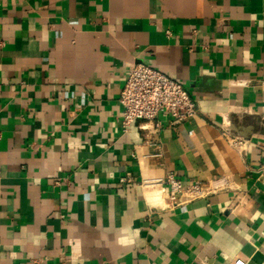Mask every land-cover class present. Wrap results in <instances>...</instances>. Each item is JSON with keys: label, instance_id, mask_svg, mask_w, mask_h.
I'll use <instances>...</instances> for the list:
<instances>
[{"label": "crops", "instance_id": "0c3cea01", "mask_svg": "<svg viewBox=\"0 0 264 264\" xmlns=\"http://www.w3.org/2000/svg\"><path fill=\"white\" fill-rule=\"evenodd\" d=\"M136 63L197 113L124 132ZM262 166L264 0H0V264H264ZM167 173L232 190L169 210Z\"/></svg>", "mask_w": 264, "mask_h": 264}, {"label": "built area", "instance_id": "2783aa9c", "mask_svg": "<svg viewBox=\"0 0 264 264\" xmlns=\"http://www.w3.org/2000/svg\"><path fill=\"white\" fill-rule=\"evenodd\" d=\"M118 103L124 132L136 121H143L151 124L152 130L157 133L162 125L160 118L167 119L170 125H180L197 113L195 103L180 83L142 63L129 67ZM221 133L231 147L241 152L245 149L247 140L232 134L227 126L222 127ZM260 172L264 173V166ZM137 185L158 195L156 198L164 201L165 208L172 210L184 203L205 200L216 193L230 191L233 184L230 175L183 183L173 174L167 173L163 177L143 178ZM228 264L245 262L238 258Z\"/></svg>", "mask_w": 264, "mask_h": 264}]
</instances>
